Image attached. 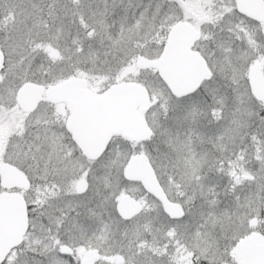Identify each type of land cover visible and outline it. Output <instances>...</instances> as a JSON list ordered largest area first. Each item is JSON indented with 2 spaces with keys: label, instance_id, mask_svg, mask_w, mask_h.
<instances>
[{
  "label": "snow or ice",
  "instance_id": "1",
  "mask_svg": "<svg viewBox=\"0 0 264 264\" xmlns=\"http://www.w3.org/2000/svg\"><path fill=\"white\" fill-rule=\"evenodd\" d=\"M0 264H264V0H0Z\"/></svg>",
  "mask_w": 264,
  "mask_h": 264
}]
</instances>
